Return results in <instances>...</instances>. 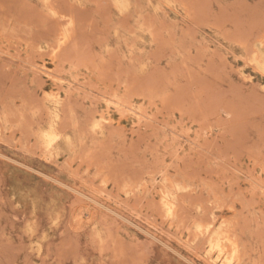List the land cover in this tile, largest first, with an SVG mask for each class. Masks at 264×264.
Returning a JSON list of instances; mask_svg holds the SVG:
<instances>
[{"label":"rangeland","instance_id":"1","mask_svg":"<svg viewBox=\"0 0 264 264\" xmlns=\"http://www.w3.org/2000/svg\"><path fill=\"white\" fill-rule=\"evenodd\" d=\"M45 1L0 0V264H209L202 214L264 264V0ZM170 181L190 185L174 220Z\"/></svg>","mask_w":264,"mask_h":264},{"label":"bare ground","instance_id":"2","mask_svg":"<svg viewBox=\"0 0 264 264\" xmlns=\"http://www.w3.org/2000/svg\"><path fill=\"white\" fill-rule=\"evenodd\" d=\"M47 1V0H46ZM45 1V2H46ZM50 1V0H49ZM70 2V1H69ZM171 2V1H170ZM169 2V3H170ZM48 5L51 3L47 2ZM56 3V2H55ZM54 3V4H55ZM75 2H73L74 4ZM123 3V2H122ZM124 4V3H123ZM121 4V7L124 8V5ZM52 5V4H51ZM72 6V4H71ZM70 7V6H69ZM74 7V6H73ZM126 7V6H125ZM72 8V7H71ZM71 8H68V9H71ZM75 8V7H74ZM79 8V7H78ZM52 10V9H51ZM60 10V9H59ZM56 11V10H55ZM72 11V10H70ZM61 12V11H60ZM59 11L57 13H60ZM53 13V11H52ZM56 13V14H57ZM65 13V12H63ZM45 14V13H44ZM50 14V13H49ZM46 15V14H45ZM65 15V14H63ZM75 15V14H74ZM61 17L64 18V16H62L61 14ZM59 18V16H58ZM65 18L67 19V17L65 16ZM70 18V20H74L73 18L74 17H68ZM78 19V18H77ZM54 20V19H53ZM61 20H64V19H61ZM69 20V19H68ZM67 20V21H68ZM69 20V21H70ZM66 21V20H65ZM73 23V22H71ZM77 24V23H76ZM67 27V26H66ZM70 27V26H69ZM74 27V26H73ZM61 28V27H60ZM65 29V28H64ZM62 30V29H61ZM72 30L70 28H66L65 30H62L58 35H57V41H56V44H55V47L53 49V54H52V59H56L57 56H58V51L63 47L65 46V44H67L69 42V40L74 36L75 32L72 33L71 32ZM12 32V31H11ZM4 34V33H2ZM9 34V33H8ZM73 35V36H72ZM4 36V35H3ZM9 36V35H8ZM7 36V37H8ZM72 36V37H71ZM24 38V37H23ZM28 40V39H26ZM55 40V39H54ZM35 42V41H34ZM19 43V42H18ZM21 43V42H20ZM47 43V42H46ZM52 43V42H51ZM39 45V43H38ZM69 46V45H68ZM131 46V45H130ZM9 47V46H8ZM31 47V46H30ZM32 49V48H31ZM30 49V50H31ZM40 50V49H39ZM30 52V51H29ZM52 62V61H51ZM251 62L262 72L264 73V37L258 39V41L255 43V50H254V53L251 57ZM96 66V65H95ZM40 68V71H42L43 73H45L48 77H50L51 79H55V80H58V81H63L62 78H59L57 77L58 75H56V72L50 67L48 66L46 63H44ZM88 68V67H86ZM35 71V70H34ZM77 79V78H76ZM68 80V79H67ZM83 82V81H82ZM62 83V82H61ZM86 84V83H85ZM62 86V85H61ZM64 89V88H63ZM117 91V90H116ZM100 93V92H99ZM45 94L48 98H51L55 103H59V104H62L60 102V98H61V93H60V90H57V91H45ZM143 95V94H142ZM105 98V97H104ZM126 98V96H125ZM127 99V98H126ZM107 100V99H106ZM122 100V99H120ZM113 103L115 104L117 107H120L122 106L126 111H123L121 110L122 112H127L129 114H133L135 115L138 120H141V119H144V118H148L147 114L143 113L142 111H140L141 109L137 110L135 107H133L132 105H125L123 103L125 102H120L118 100H115L113 97L112 99H109V105ZM63 107V106H62ZM141 108V106H140ZM98 113V112H97ZM8 114V113H7ZM9 116H11L10 114H8ZM71 115V114H70ZM53 117H58V114H54ZM60 119V118H59ZM112 119L109 118V117H106L105 115H102L101 117H99L98 119L94 120L92 122V127L93 128H97L101 125V123L103 121L107 122V121H111ZM6 122V121H5ZM12 122V121H11ZM3 123V122H2ZM5 124V123H3ZM81 129V128H80ZM62 130V129H61ZM92 130V129H91ZM1 131V130H0ZM15 131V130H14ZM12 131V132H14ZM10 131V133H12ZM9 133V134H10ZM86 133V132H85ZM1 135V134H0ZM66 135H70L68 133H66ZM76 136V135H75ZM8 137V136H7ZM11 137V136H9ZM60 135L56 132V129L54 127V125H50L49 128H47L46 130H44L42 132V138L44 140V146L46 148V151H48V153L52 154L53 153V150H54V146L57 142V140L59 139ZM67 138V136H66ZM105 138V137H104ZM76 140V139H75ZM71 141V140H70ZM69 142V141H68ZM68 142H67V145H68ZM74 144V143H73ZM72 145V144H71ZM71 145H68L71 146ZM73 148V147H72ZM62 149V148H61ZM60 149V150H61ZM72 150V149H71ZM64 151V150H63ZM65 152V151H64ZM48 155V154H47ZM166 170V169H165ZM159 171V170H157ZM159 173V172H158ZM161 173V172H160ZM172 173V172H171ZM177 174V173H176ZM168 176V175H167ZM179 176V175H177ZM166 178V176H164ZM169 177V176H168ZM170 178V177H169ZM169 178H166V180ZM185 178V177H184ZM261 179V177H260ZM164 179V181H166ZM184 180V179H183ZM256 180V179H255ZM108 181V180H107ZM202 181V180H201ZM74 182V181H73ZM146 182V181H145ZM171 182V181H170ZM62 183V182H61ZM168 183V182H167ZM172 183V182H171ZM182 183V182H181ZM208 183V182H207ZM135 184V183H134ZM187 184V183H186ZM164 185V184H162ZM170 188H166V187H162L160 191V199H161V203L160 205L162 204V208L161 210H163L162 213H164V217H168V218H173L174 220V216H176V209L178 207L177 203H176V198H177V195H176V192L177 191H180L182 190L184 187L181 186L182 184H178L176 183L175 185L170 184ZM207 185V184H206ZM210 186H212L211 184H208ZM127 186V185H126ZM124 186V187H126ZM134 186V185H133ZM145 186V185H144ZM165 186V185H164ZM194 186V185H193ZM74 187H76V185H74ZM188 188H190V185L187 186ZM184 188V190H187L188 188ZM192 187V186H191ZM213 187V186H212ZM211 187V188H212ZM72 188V186H71ZM132 187L130 186V189ZM145 188V187H144ZM127 189V188H125ZM129 189V188H128ZM127 189V190H128ZM138 189V187H137ZM140 189V188H139ZM150 189V188H149ZM124 191V190H123ZM135 191V189H134ZM157 191V190H156ZM192 190H189L188 192H190ZM187 192V193H188ZM263 192V190H262ZM191 193V192H190ZM264 193V192H263ZM183 194V193H181ZM192 194V193H191ZM198 194V193H197ZM127 195V194H126ZM129 195V194H128ZM179 195V194H178ZM184 196V195H183ZM192 196V195H191ZM179 197L181 198H185L182 197V195H179ZM196 197V196H194ZM209 198V197H208ZM93 199V198H92ZM159 199V198H158ZM180 200V199H179ZM182 200V199H181ZM180 200V201H181ZM191 200V199H189ZM195 201H198V200H194ZM200 201V200H199ZM218 201V200H217ZM184 201H182L183 203ZM192 202V201H191ZM179 203V201H178ZM197 203V202H196ZM208 203V202H207ZM211 203V202H210ZM180 204V203H179ZM191 204V203H190ZM193 204V203H192ZM223 204V203H222ZM233 204V203H232ZM202 205H203V202H202ZM183 206L182 204L180 205V207ZM205 206V205H203ZM200 207V206H199ZM244 207V206H243ZM205 208V207H203ZM199 209V208H198ZM218 209V208H217ZM233 209V207H232ZM179 211V210H177ZM204 211V209H203ZM207 212V211H206ZM261 212V210H260ZM180 213V212H179ZM208 213V212H207ZM202 214V213H201ZM209 214V213H208ZM178 216V215H177ZM180 216V215H179ZM178 216V217H179ZM203 216V214L201 215V217ZM200 217V216H198ZM200 217V219H201ZM214 218H216L215 216H212ZM206 218V216L204 217V219ZM213 218V221L211 223H209L208 221H206V223L208 222L209 224H205L204 222V225L201 224V221L200 219H198V222L197 224L194 225V231H195V234H196V237H203L204 241H205V250H204V256L208 262L212 263V264H242V251H241V244L238 240V237H236V233L234 234L231 230V223L226 220V219H222L220 220V222L218 220H214ZM223 218V216H222ZM225 218V216H224ZM237 218V217H236ZM211 219V217H210ZM217 219V218H216ZM239 219V217L237 218ZM262 219V218H261ZM177 220V219H176ZM181 220V219H180ZM247 220H250V219H247ZM256 220V219H255ZM263 220V219H262ZM233 221V220H231ZM178 222H179V219H178ZM236 222V221H235ZM250 222V221H249ZM171 223V221L169 222ZM180 223V222H179ZM183 223V221L181 222V224ZM200 223V224H199ZM233 223V222H232ZM248 223V222H247ZM172 224V223H171ZM184 224V223H183ZM241 224V223H239ZM192 225V224H191ZM234 225V224H233ZM238 225V224H237ZM260 225V224H259ZM169 226H172L169 224ZM186 226V225H185ZM176 227H180V226H177ZM182 227V226H181ZM186 228V227H185ZM31 229V227H30ZM189 229V228H187ZM35 232V231H34ZM183 232V230H182ZM236 232V230H235ZM191 232H189L188 234H190ZM31 234V233H30ZM182 234V233H180ZM194 234V233H193ZM188 236V235H187ZM194 237V236H193ZM201 244V243H200ZM40 245V244H39ZM245 245V244H244ZM194 246H198V245H194ZM40 247V246H39ZM204 249V247H202ZM249 248V247H248ZM41 249V247H40ZM39 250V249H38ZM245 251V250H244ZM248 252V250H247ZM246 253V251H245ZM244 254V253H243ZM245 256V255H244ZM252 262V261H251ZM209 263V264H210ZM257 263V262H256ZM254 264V263H253Z\"/></svg>","mask_w":264,"mask_h":264}]
</instances>
